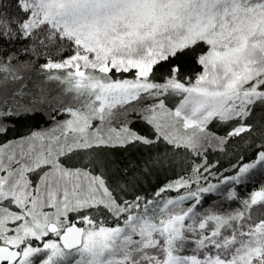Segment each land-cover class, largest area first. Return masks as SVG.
I'll list each match as a JSON object with an SVG mask.
<instances>
[{
    "label": "snow or ice",
    "instance_id": "snow-or-ice-1",
    "mask_svg": "<svg viewBox=\"0 0 264 264\" xmlns=\"http://www.w3.org/2000/svg\"><path fill=\"white\" fill-rule=\"evenodd\" d=\"M0 264H264V0H0Z\"/></svg>",
    "mask_w": 264,
    "mask_h": 264
}]
</instances>
